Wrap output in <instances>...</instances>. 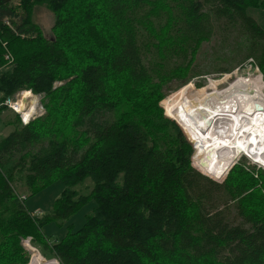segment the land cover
Returning a JSON list of instances; mask_svg holds the SVG:
<instances>
[{
  "label": "trees",
  "instance_id": "16d2710c",
  "mask_svg": "<svg viewBox=\"0 0 264 264\" xmlns=\"http://www.w3.org/2000/svg\"><path fill=\"white\" fill-rule=\"evenodd\" d=\"M14 1L0 0V118L18 91L58 100L78 88L79 99L26 125L5 122L13 129L0 138V264H28L19 244L28 237L60 264H264V168L241 162L213 179L223 174L195 156L202 117L193 91L190 110L174 99L173 115L165 104V88L190 80L220 24L248 37L240 63L255 59L264 77V25L250 13L264 12V0H20L23 13ZM39 3L54 13L53 38L32 21ZM121 104L119 117H103ZM22 171L30 194L63 183L50 211H29L14 186ZM87 179L91 191L77 194ZM91 201L79 229L47 238V224Z\"/></svg>",
  "mask_w": 264,
  "mask_h": 264
},
{
  "label": "rangeland",
  "instance_id": "374dc122",
  "mask_svg": "<svg viewBox=\"0 0 264 264\" xmlns=\"http://www.w3.org/2000/svg\"><path fill=\"white\" fill-rule=\"evenodd\" d=\"M72 4L74 5V7L77 6L78 0H73ZM13 5L15 6V9L20 11V13H23L20 0H15L13 2ZM76 11L77 10L74 8L73 12L77 13ZM158 13H159L158 19H160L162 23H164V21L167 20L166 15L164 16L163 14H161V12H158ZM250 13L254 17H256L260 21V23L264 25V12L263 11H260L258 9H251ZM31 17H32L33 23H35L37 26L41 28L43 35H45V37L53 38L54 33L52 31V27L55 22V16H54V13L45 4L39 3L35 5L32 9ZM72 27H76L75 22ZM227 27L228 28H225V25L220 24V26L216 27L213 30V33L210 36V38L204 40L201 43L194 57L192 66H191V70H190L191 74H190V77L188 78L190 80H187L186 84L181 85L182 84L181 81L178 80L179 78H177L174 80L175 82V83L173 82L174 84L170 82L169 83L170 86H167V88H165V91H166L165 104L166 106L172 109L173 115H174V109L172 106H170V102L174 99H178L181 102H184L186 105H188L187 107L190 110L188 96L191 90L193 91V95L195 94L198 95V90H202L204 88H206L208 91L217 90V89L222 91L224 89H228V86L231 85L232 82L240 78L249 79L251 81L253 80L259 81L260 85L263 86V90H264V77H263L261 69L256 63V60L253 58H249L240 63V60L243 58L246 52V45L248 43V37L242 32L241 29L231 28L229 26ZM68 30H71V28H69ZM72 50L73 49H71V51ZM7 53L10 54L9 58L5 57V54ZM5 54H4V58L6 60V64L9 65L13 61L14 57L11 55L9 51H6ZM232 65H236V66H234V69H232L231 72H221V69L232 66ZM69 81H70V78L58 80L56 82V85L57 86L64 85V84H67ZM119 84H120L119 88H121L123 84L120 83V81H119ZM171 84H173L172 88L174 89L169 90L168 88L171 87ZM27 91L31 92V97L37 99L36 111L35 113L33 112L31 114V116H33L34 119H32L31 121L44 118L48 114L49 109H53L52 110L53 114H58L56 110L61 111L64 107L66 108L71 105L75 108V105L78 103V99H79L78 98V95H79L78 88L77 90L72 91L70 94H68L69 95L68 99H66L65 97H62V98L60 97L58 100H51L49 97L45 96L44 94H35L32 90H27ZM176 91H178L177 97L176 98L171 97ZM17 93H15L13 96L10 97L13 101L17 100V96H16ZM162 101L160 103L161 105H162ZM4 102L5 101H3V103ZM3 103H1V105L5 107V111L2 112L1 114L2 116L0 118V136H1L0 138H3L4 136H6L13 129L12 125L11 126L5 125L6 121L12 119L11 121L16 122L19 119H21L20 114L18 112H16L11 107ZM123 107H124L123 104H121L116 111L109 110L107 113H105L103 117L106 116L107 118L106 120H113L119 117L121 112L122 113L124 112ZM162 107L164 109L165 115L177 121L178 124L183 128L182 124L176 118L167 114V111L163 105ZM28 111L30 112V110ZM240 113L243 114L242 112ZM72 115H73V112L70 113L68 117L71 118ZM17 116L19 117V119ZM70 118H67V120H69ZM98 118H101L100 115L98 116ZM214 120L216 119L214 118ZM20 124H23V123H20ZM76 129L79 130L80 133L81 131H83L82 126L80 124L76 126ZM68 132L70 133V130H68ZM72 135H73V132L70 133V136L73 138ZM197 145H199V141ZM261 146L262 144H260L259 147ZM86 147L87 146L85 145L83 149ZM261 151L264 152V148L261 149ZM195 156L203 160V162L211 169H214L223 174V175H213L212 173L208 172L209 174L215 176L213 177L209 175L210 177H212L213 179H216L217 181H222L226 177V175L229 173V171L233 168V166L236 165L237 163L242 162L251 167H255L256 169H262L260 167L264 168L263 166L264 164L261 165V163H257L256 161H254L252 157L244 153L240 154L235 159V161L230 165L228 169H223V167H221L217 162L210 160L208 156L204 153H201V154L195 153ZM194 159L191 158L192 165L198 170H200L195 165V161L197 162V159L195 160ZM206 159L208 162L206 161ZM25 175H26V172L22 171L18 175L17 184H14V186L16 188L17 193L22 194L21 195L22 198L26 196L25 204L27 208L29 209V211L34 212L36 214L45 213V212L50 211L53 208L55 200L62 194V191L64 189L63 183L61 181H55L51 183L50 185H48L47 187L43 188L42 190L38 191L37 193L30 194L31 189L28 188L25 184ZM92 186H93L92 181L87 179L73 186L72 189H74V191L77 194H88L91 191ZM93 204L94 202L91 201L90 203L84 205L70 220L64 221L62 223L51 222L47 224L43 228V231L45 235L47 236V238L51 241H54L55 239L62 238V236H64L69 229H72V231L79 229L84 224L86 215L92 210ZM233 215H231V217H233ZM19 244L22 248V251L26 255L28 264H31V260L34 257V255L35 256L37 255L45 260L53 259L55 260L56 264H60L58 260H56L55 258H50V257L45 256L41 252L39 247L33 244V241H31L30 237L21 238L19 240Z\"/></svg>",
  "mask_w": 264,
  "mask_h": 264
},
{
  "label": "bare ground",
  "instance_id": "6f19581e",
  "mask_svg": "<svg viewBox=\"0 0 264 264\" xmlns=\"http://www.w3.org/2000/svg\"><path fill=\"white\" fill-rule=\"evenodd\" d=\"M195 96L202 117L196 154H206L223 169H228L242 153L264 164V90L259 81L240 78L228 89L204 88ZM29 97L27 92L19 101V110L27 119L36 109L35 98L29 101ZM31 264L56 262L34 255Z\"/></svg>",
  "mask_w": 264,
  "mask_h": 264
},
{
  "label": "built area",
  "instance_id": "2783aa9c",
  "mask_svg": "<svg viewBox=\"0 0 264 264\" xmlns=\"http://www.w3.org/2000/svg\"><path fill=\"white\" fill-rule=\"evenodd\" d=\"M5 57H6V58H9V57H10V54H9V53L5 54ZM27 92L30 93V97H29V101H30L31 98H33V97H31V92H30V91H27V90H23V91H19V92L16 94V96H17V100L13 101L11 98H7V99L5 100V102L3 103V104L8 105L9 107H11L13 110H15L16 112H18V113L20 114V117H21L22 123H23L24 125L28 124L32 119H34L33 116H30V117L27 119V118L24 116L23 112H21V111L19 110V101L22 100L23 96H24ZM19 97H20V98H19ZM34 104H35V105L37 104V99H35ZM27 106H28V104H27ZM37 107H38V105H37ZM35 111H36V109H35ZM35 111H34V113H35Z\"/></svg>",
  "mask_w": 264,
  "mask_h": 264
},
{
  "label": "water",
  "instance_id": "95a60500",
  "mask_svg": "<svg viewBox=\"0 0 264 264\" xmlns=\"http://www.w3.org/2000/svg\"><path fill=\"white\" fill-rule=\"evenodd\" d=\"M257 108H258V109H261V108H262V106H259V105H257Z\"/></svg>",
  "mask_w": 264,
  "mask_h": 264
}]
</instances>
